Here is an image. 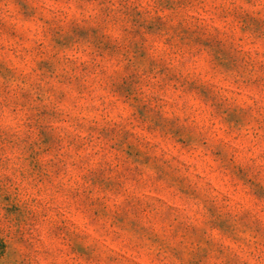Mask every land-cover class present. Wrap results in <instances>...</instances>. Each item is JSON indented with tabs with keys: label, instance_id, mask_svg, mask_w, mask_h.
Segmentation results:
<instances>
[{
	"label": "clouds",
	"instance_id": "obj_1",
	"mask_svg": "<svg viewBox=\"0 0 264 264\" xmlns=\"http://www.w3.org/2000/svg\"><path fill=\"white\" fill-rule=\"evenodd\" d=\"M0 264H264V0H0Z\"/></svg>",
	"mask_w": 264,
	"mask_h": 264
}]
</instances>
